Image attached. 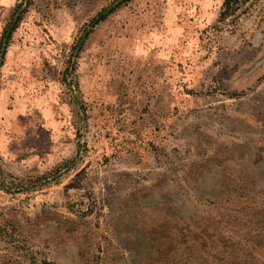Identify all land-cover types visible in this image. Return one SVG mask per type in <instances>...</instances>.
<instances>
[{
	"label": "rangeland",
	"instance_id": "1",
	"mask_svg": "<svg viewBox=\"0 0 264 264\" xmlns=\"http://www.w3.org/2000/svg\"><path fill=\"white\" fill-rule=\"evenodd\" d=\"M223 1L0 0V264H264V0Z\"/></svg>",
	"mask_w": 264,
	"mask_h": 264
},
{
	"label": "trees",
	"instance_id": "2",
	"mask_svg": "<svg viewBox=\"0 0 264 264\" xmlns=\"http://www.w3.org/2000/svg\"><path fill=\"white\" fill-rule=\"evenodd\" d=\"M253 1L254 0H224L219 13L220 21H225L228 27L233 26L242 15L248 12ZM15 23L13 26H15ZM8 36L9 35L5 36V39ZM2 43L3 40H1L0 45H2Z\"/></svg>",
	"mask_w": 264,
	"mask_h": 264
}]
</instances>
